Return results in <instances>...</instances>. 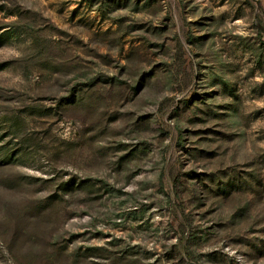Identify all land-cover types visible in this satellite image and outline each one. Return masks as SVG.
<instances>
[{"label": "rangeland", "instance_id": "1", "mask_svg": "<svg viewBox=\"0 0 264 264\" xmlns=\"http://www.w3.org/2000/svg\"><path fill=\"white\" fill-rule=\"evenodd\" d=\"M0 264H264V0H0Z\"/></svg>", "mask_w": 264, "mask_h": 264}]
</instances>
